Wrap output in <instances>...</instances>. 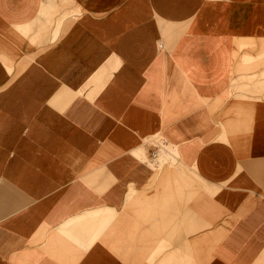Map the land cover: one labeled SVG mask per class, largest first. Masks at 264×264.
I'll return each instance as SVG.
<instances>
[{
	"label": "crops",
	"instance_id": "obj_1",
	"mask_svg": "<svg viewBox=\"0 0 264 264\" xmlns=\"http://www.w3.org/2000/svg\"><path fill=\"white\" fill-rule=\"evenodd\" d=\"M0 264H264V0H0Z\"/></svg>",
	"mask_w": 264,
	"mask_h": 264
},
{
	"label": "rangeland",
	"instance_id": "obj_2",
	"mask_svg": "<svg viewBox=\"0 0 264 264\" xmlns=\"http://www.w3.org/2000/svg\"><path fill=\"white\" fill-rule=\"evenodd\" d=\"M71 12L72 11L65 12L64 17L71 14ZM173 152H174L173 149H171L168 145L162 143L160 146V152L158 151V157L156 159V163H157L158 167H160L162 164H164L165 161H167L165 159H168L171 157L172 160H174L172 157ZM175 155H176V153H175Z\"/></svg>",
	"mask_w": 264,
	"mask_h": 264
},
{
	"label": "built area",
	"instance_id": "obj_3",
	"mask_svg": "<svg viewBox=\"0 0 264 264\" xmlns=\"http://www.w3.org/2000/svg\"><path fill=\"white\" fill-rule=\"evenodd\" d=\"M158 151L160 152V147H159V148L156 147L154 150H152V151L150 152V158L152 159V161H153L154 163H156V159H157V157H158Z\"/></svg>",
	"mask_w": 264,
	"mask_h": 264
}]
</instances>
